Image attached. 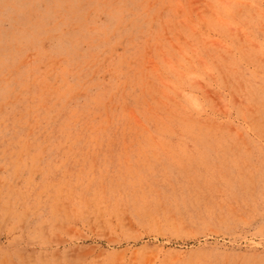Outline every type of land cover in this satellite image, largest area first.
<instances>
[{"label":"rangeland","instance_id":"1","mask_svg":"<svg viewBox=\"0 0 264 264\" xmlns=\"http://www.w3.org/2000/svg\"><path fill=\"white\" fill-rule=\"evenodd\" d=\"M0 264H264V0H0Z\"/></svg>","mask_w":264,"mask_h":264}]
</instances>
